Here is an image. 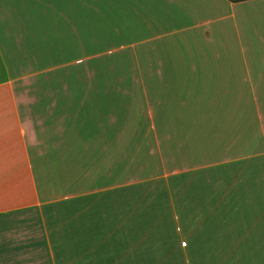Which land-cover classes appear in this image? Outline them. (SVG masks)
Returning a JSON list of instances; mask_svg holds the SVG:
<instances>
[{
  "label": "crops",
  "instance_id": "crops-1",
  "mask_svg": "<svg viewBox=\"0 0 264 264\" xmlns=\"http://www.w3.org/2000/svg\"><path fill=\"white\" fill-rule=\"evenodd\" d=\"M0 264H264V0H0Z\"/></svg>",
  "mask_w": 264,
  "mask_h": 264
},
{
  "label": "rangeland",
  "instance_id": "rangeland-1",
  "mask_svg": "<svg viewBox=\"0 0 264 264\" xmlns=\"http://www.w3.org/2000/svg\"><path fill=\"white\" fill-rule=\"evenodd\" d=\"M87 76L91 77V79H94L95 74L89 73V74H87ZM150 76H151V74H145V73H126V74H124V73H115V72H112L109 70L108 71L103 70L100 74H98V80H102V81H110V80H112V81L113 80H118V81H120V80L130 81L131 80L132 81L133 80L134 81L135 79L136 80L145 79V80H147V82L146 81L145 82L148 83L149 80L152 81V77H151V79L149 78ZM124 91L129 94V97L131 100L130 103L133 102L132 105L135 104L134 106H139V104H136V102L139 101V97H140L142 91L148 93L149 94L148 97L151 98V101H150L151 107H149L150 110L148 112H152L153 108H155V106H157V104L160 102L158 90L156 88H154V89H133V88L130 89L129 88V89L124 90ZM131 124L134 125V127H136L137 121H134ZM135 129H137V128H135ZM150 173H156V170H151Z\"/></svg>",
  "mask_w": 264,
  "mask_h": 264
},
{
  "label": "trees",
  "instance_id": "trees-1",
  "mask_svg": "<svg viewBox=\"0 0 264 264\" xmlns=\"http://www.w3.org/2000/svg\"><path fill=\"white\" fill-rule=\"evenodd\" d=\"M230 3H238V2H241V1H246V0H226Z\"/></svg>",
  "mask_w": 264,
  "mask_h": 264
}]
</instances>
